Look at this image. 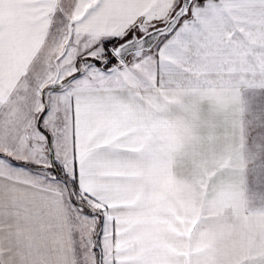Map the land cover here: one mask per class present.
<instances>
[{
  "label": "snow or ice",
  "instance_id": "snow-or-ice-1",
  "mask_svg": "<svg viewBox=\"0 0 264 264\" xmlns=\"http://www.w3.org/2000/svg\"><path fill=\"white\" fill-rule=\"evenodd\" d=\"M0 264H264V0H0Z\"/></svg>",
  "mask_w": 264,
  "mask_h": 264
}]
</instances>
